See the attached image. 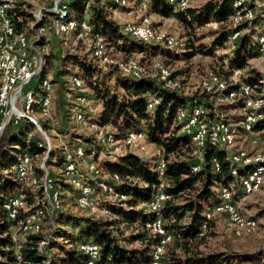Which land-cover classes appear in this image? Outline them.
I'll use <instances>...</instances> for the list:
<instances>
[{
    "label": "trees",
    "instance_id": "1",
    "mask_svg": "<svg viewBox=\"0 0 264 264\" xmlns=\"http://www.w3.org/2000/svg\"><path fill=\"white\" fill-rule=\"evenodd\" d=\"M130 1L132 0H128L129 8L144 2V15H147V12L161 17H174L185 27H203L209 22L220 24L217 28H211V41L208 45H199L193 50V45L187 44L185 49L181 47L176 49L159 42L144 41L123 31V24L121 25L110 16L114 9H128L118 1L67 0L65 2L68 5L69 17H72L71 13H76L74 18L78 21L85 20L92 35L101 36L107 47L113 46L117 53L122 55L118 57L110 51L118 59L132 58L134 53L143 54L141 59L155 56L159 54L156 48L159 44L169 52L167 59L178 56H183L184 59L190 58L197 52L213 55L214 51L223 45L224 53L228 54L219 56L228 61V69L225 70L228 75L223 77L217 72H212L219 76V81L227 82L228 86L224 93L228 94L231 91L236 93L240 85L244 83L253 86L258 92L264 87V73L256 70L249 63V59L260 56L255 38L257 29H254L257 24L261 25L259 15L253 23L250 25L244 23L242 27L233 26L228 19L232 12L233 0H205L198 6H191L190 0L185 8L178 7L171 0H137L133 3L136 6L133 5V7ZM248 3L249 1L245 4L248 5ZM30 6L32 5L29 2L20 1L14 3L8 10L16 31L24 34V30L30 32L29 27L35 26L34 29H36L39 25H44L47 27V33L54 34L48 17L43 16L38 22ZM241 28L246 30H242L240 36L234 41V48L231 51H225L227 50L225 42L229 33ZM77 41L83 42L81 39ZM56 42L62 46L61 53L56 55L53 50L47 51L42 68L34 75V81L29 82L28 88H32L35 98L40 100L47 92L42 87V80L51 74V77L49 76L51 104L52 85L56 83L55 102L59 109L57 112L59 115L62 110L65 112V117L63 116L65 124L56 125V129L65 142L61 145H53L47 150L46 142L33 133L35 125L26 118L15 122L12 117L4 127L0 135V264L14 261H18V264H85L87 256L78 249V246L88 240L97 247L99 262L105 264L147 262L159 236L151 233L146 228V223L156 217L164 221V228L172 235V240L162 255L161 264H250L255 262L260 257L258 252L240 253L229 249L211 251L198 249L202 240L211 233L216 220L224 218L221 215H215L206 219L204 211L221 200L218 193L221 187L234 185L236 191L233 198L240 197L242 190L239 179L252 169L253 162L235 163L232 161V151L237 149L235 146L224 148V146L208 142L203 148V159L200 160L192 154L190 136L181 131L188 117L182 119L177 117L179 110H185L188 116L194 107L202 106L209 112L210 119L219 118L232 123L235 125L237 136H248L249 133L241 126L245 118L242 100L218 102L215 95L204 92L203 87L193 93L184 94L182 90L165 87L164 82L156 75L147 74L138 78L126 75L121 72L118 65L100 64L93 57L90 49H84L79 53L71 48L67 49L63 45V38H57ZM139 61L141 62L140 59ZM162 63L168 66L165 62L162 61ZM70 66L79 68L80 73L75 76L80 77L82 83L78 90L73 88L77 93L75 100L94 99L99 104L97 113L92 117L86 107L76 104L73 100L68 103L62 95L65 85L61 76L65 75ZM233 70H236V73L240 72V78L229 81ZM172 76L176 78L173 71ZM86 88L91 95L85 91ZM260 96L264 98V93ZM235 109L239 110V113H227ZM78 111L81 112L82 119L77 121L92 122L101 126L109 124L114 130L110 129L109 132L118 139L124 138L128 132H142L146 143L159 150L165 160L161 178L155 169L158 157L154 155L147 157L132 153L134 151L131 150L123 155L113 154L115 156L106 161L102 160L99 168L106 175L104 180L108 184L112 183L116 192L125 195V199H111L106 194H100L98 178L92 177L87 168L86 171L80 170L81 159L76 160L73 156L72 160L78 163V170L81 172L77 179L95 189V193L99 196L98 208L103 210V215L93 212L78 213L68 205L65 206L63 201L60 208L58 207L60 202L57 206L54 204L53 210L48 207L50 200L44 199L42 182L31 184L24 177L18 176L15 168L23 155H26L30 159L33 173L38 175L37 178H41L44 175L41 160L48 152L45 163L57 166L60 170L57 178L54 174H50L60 192L59 201L60 198L70 199L74 208H77L74 200L77 188L67 181L62 169L66 162L65 153L70 152L74 155V150L78 146H85L83 149L87 155L94 153L96 156L101 149L108 151L104 145L97 142L94 133H86L76 126L77 123L74 121ZM256 113L260 114V117L252 124L251 131L256 137L264 140V105L258 108ZM37 121L43 130L47 131L51 128L48 119ZM70 121L75 124H71ZM29 133H32L31 136H28ZM248 138L250 142V137ZM215 162L219 166L218 170L215 168ZM196 165H199V168L193 170V166ZM115 174L120 180L116 184L113 181ZM161 180H165V185L161 189L165 192L166 198L158 211L147 210L145 204L158 192ZM64 191H70V196L67 197ZM16 193L23 195V209L27 204L30 210L26 216L35 211L42 216L41 228L38 231L27 232V234L17 233L20 237L17 239L12 228L13 230L18 228V222L23 216L10 220L3 209L4 201ZM20 213L18 215H21ZM200 232H202L201 236H199ZM17 256L20 258L17 259Z\"/></svg>",
    "mask_w": 264,
    "mask_h": 264
},
{
    "label": "bare ground",
    "instance_id": "2",
    "mask_svg": "<svg viewBox=\"0 0 264 264\" xmlns=\"http://www.w3.org/2000/svg\"><path fill=\"white\" fill-rule=\"evenodd\" d=\"M20 1H28V0H13L12 7L14 3ZM118 1L121 5L125 6L126 0H114ZM128 1V0H127ZM178 5L180 3V8H185L189 5V0H171ZM249 1L248 5L245 4ZM53 2V0H51ZM250 4V5H249ZM11 7L7 8V13L4 17V5L0 3V33H6V23H12L11 16L9 15L8 10ZM46 12L49 13L55 21V34L59 35L61 33L67 31H74L76 34L83 35L84 26L86 30L89 31V26L85 20L78 21L77 19L70 20L68 14V5L66 2H63V9L58 7H51V9H46ZM131 9L128 10V13H131ZM251 13L253 16L251 17ZM45 14V13H39ZM260 16L261 20V29L256 36V45L259 52V55H264V3L260 0H233L232 2V12L229 15L228 19L233 26H242V24L250 25L252 21L257 17ZM41 19V18H40ZM38 20V22L40 21ZM244 24V25H245ZM243 27V26H242ZM31 28V27H30ZM42 28V30H46L44 25H39L36 29ZM123 31L136 36L137 38L143 39L147 41L149 38L155 39L158 42L163 43L168 47H172L176 44V40L174 37L164 34V33H157L154 31L152 23L148 17H142L139 22L135 23H126L123 25ZM242 30L246 29H235L229 33L227 40L225 42V46L227 47L228 51H231L234 48V41L240 36ZM94 40L92 42V46L90 49L94 58L99 61H103L105 63H109L114 65V61L109 59L108 57V47L106 46L104 40L99 35H93ZM7 43L8 47H15V50L11 56V64L8 66V61H4V54L0 53V107L2 105V94L3 99H10V89H7L8 84L11 81V74H15L17 72V65L21 64L22 55L25 53V48L32 46L33 43H29L28 40L25 38L24 34L19 33L16 31L15 27L12 23V32L6 35H0V47L5 46ZM46 47V46H45ZM44 46L40 49L37 48V58L39 60V70L43 65L44 57ZM118 65V63L116 62ZM38 70V71H39ZM120 70L123 74L131 75L133 77H142L140 66L136 63L133 59H128L124 63L120 65ZM37 71V72H38ZM36 72V73H37ZM35 73V74H36ZM34 74V75H35ZM157 78L164 82L165 87H169L171 89L178 90V84L175 82L174 78L171 76V73L168 69L164 67H160L156 74ZM245 85V87L243 86ZM51 84L49 79H44L42 81V87L47 91L46 95H44L40 100H37L34 96L32 88H27V91L23 97V106H24V114L28 118H33L36 122L35 117L31 114L33 111H36L42 116L48 114L49 105H50V97L48 95V90ZM80 86V79L74 78V87ZM228 86L226 82L219 81L215 85H211L207 82L203 83L204 91L208 93H214L216 89L219 91H224L225 88ZM211 89V90H210ZM44 90V91H45ZM264 93V87L258 92L254 89L253 86L249 84H242L240 85L238 92H229L227 94L228 97H239L242 100V109L243 113L245 114V118L242 121V125L246 132H251V127L254 121L260 117V114L256 113V110L264 105V98L261 97ZM82 100V99H80ZM151 104H149L150 106ZM247 105V109L246 108ZM206 111L202 106L194 107L190 114L187 116L185 110H179L178 113L182 112L179 119L186 118L187 122L181 127V131L187 133L190 136V143L192 146V154L197 156L198 158L202 159L203 148L205 144L208 142L209 136H211V121H215L214 124V131H221L220 132V144L224 146V148H230L233 146L235 138L237 136L235 125L229 122H226L223 119H210L207 117V114H203V111ZM248 118V120H246ZM211 120V121H210ZM17 120L16 122H18ZM30 121V120H29ZM32 122V121H31ZM192 122V123H191ZM35 127L40 131V127H38L37 123L32 122ZM36 129V130H37ZM101 140L97 142L99 144L104 145L109 151L115 155H123L126 152L122 149L121 144L124 143L128 146H134L136 149L144 150L145 147L142 145V141L145 140V136L142 132H129L125 135L124 138L118 139L112 133L105 132V135L100 137ZM260 140V139H259ZM47 144V143H46ZM258 144V143H256ZM261 145V152L259 155L255 157L253 160H248V158L241 152H233L232 154V161L235 163L241 162L242 164H248L249 162H253L252 169L244 176H241L239 179V184L242 189L243 194H249L251 192L257 191L261 186L263 179H264V140H260ZM128 152V151H127ZM204 155V154H203ZM73 156L76 160L84 159L87 155L85 154V150L78 146L74 150V155L70 152L65 153L66 162L63 166V172L66 176L68 182L73 184L77 188L76 196L74 197L75 204L77 207L84 209L89 208L93 204H98V194L95 193V189L86 183L81 182L78 180L77 176L80 174L78 170V166L76 162L72 160ZM155 156L158 157L157 165H156V172L158 173L159 177H162V171L165 166V160L162 157V153L159 150H156ZM237 161V162H236ZM69 162L73 164V166H69ZM217 164V163H216ZM18 176L26 178L30 170L32 168L31 163L29 161L28 156H23L17 166H15ZM199 165L193 166V170H197ZM215 168L218 170V164L215 165ZM88 172L92 177L98 178L97 185L99 187L100 194H106L107 197L111 199H125V195L123 193L116 192L113 185L108 184L104 179L106 175H104L99 167L95 164H89L87 168ZM50 178V193L53 200V204L56 206L59 204V197L60 192L58 190L57 185L54 182L53 177L48 174L44 173L41 178H34L33 183L38 184V182L42 181L43 192L45 193V198L49 199L48 193V183L45 180H49ZM114 184L118 183L119 177L118 175H113ZM251 182V185H250ZM165 185V180H161L160 189L154 196L145 204V208L150 211H158L162 202L165 200L166 195L165 192L161 189ZM250 185V186H249ZM248 186V187H247ZM233 186H224L218 189L219 196L221 200L216 204L208 207L204 211V215L206 219L212 218L214 215L223 214L225 215L226 219L228 220V226L232 229V231L236 234V236H240L243 231L254 232L257 229V222L256 219L244 217L237 209L236 204L233 200L234 195ZM14 196L7 198L3 203V209L7 213V218L12 220L16 219L17 216H11L10 211L8 208V201H10ZM159 198V199H158ZM18 199L20 204H13L12 205V214L18 215L22 213V209L24 208V200L23 195L18 194ZM88 199V200H87ZM157 200V201H156ZM156 201V207L154 203ZM54 205V206H55ZM159 217L153 218L149 222L146 223V228L154 234L159 236L158 242L154 245L151 257L147 262H141L138 264H161L162 255L165 252L166 246L172 240V235L164 228V221L162 220L159 225L156 223L158 222ZM42 216L38 211L32 212L24 219L18 222L19 228L26 226V234L27 232L31 231H38L41 228ZM168 237L166 238V234ZM200 235L202 232L199 233ZM163 241V243H161ZM78 249L87 256L85 264H105L104 262H99V252L97 247L91 241H84L79 246ZM158 253L160 255H158ZM20 256H17V259ZM8 264H18V261H14Z\"/></svg>",
    "mask_w": 264,
    "mask_h": 264
},
{
    "label": "rangeland",
    "instance_id": "3",
    "mask_svg": "<svg viewBox=\"0 0 264 264\" xmlns=\"http://www.w3.org/2000/svg\"><path fill=\"white\" fill-rule=\"evenodd\" d=\"M136 1L137 0L130 1V5H132L131 7H133V5H134L133 3H136ZM204 1L205 0H191V2H190V0H189L191 6H198L201 3H203ZM260 1H262V3H264V0H260ZM27 2H29L32 5V6H30V9H31L33 15L38 20L40 18L42 19L43 16H47L48 19L49 18L52 19L51 15L49 16L48 15L49 13H47V12L45 14H39V8L42 5H47V4L51 3V0H28ZM125 2H126L125 6L128 7L127 10H123L121 8H118V9H114L111 11L110 16L115 21H117L121 25L122 24L124 25L126 23L139 22L142 17H148L152 23V26H154L153 28H154L155 32L164 33V34H167V35L174 37V39L176 40V44L173 45L172 47H175L176 49H178V47L185 49L188 46L187 44L193 45V48H192L193 50L198 48L199 45H208V43L211 41V31H212L211 28H217L220 24L218 22H209L208 25H205L203 27H194V28L185 27L178 19H176L174 17H161L157 14L147 13V12H146L147 15H144L145 14V12H143V10L145 9V3L144 2H141V4L138 6L134 5V6H136L134 8H129L130 7L129 2L127 0ZM46 9H51V7H47ZM129 9H131V11H132L131 13H128ZM76 15H77L76 13H71L72 17H70V20L77 19V18H74V17H76ZM49 23L51 24V22H49ZM252 23H253V21H252ZM35 24H32V25H35ZM34 27L35 26H32L31 29H34ZM261 27L262 26L258 25V24L256 25V27H254L255 30L257 29V34L260 31ZM45 28H46V33H45V35H44L45 37L43 39L47 45V48L44 46V53L45 54L47 53V51H50V50H53V52L56 55H59L61 53L62 46L57 44V42H56L57 38H59V39L63 38L64 39L63 45H65L67 49L71 48L73 51H76L79 53H81L84 49L85 50L90 49L92 46L91 44L94 40L92 38V37H94L93 35H92V37L79 35V34H76V32H74L75 30L74 31L70 30V31H67V32H64V33L57 35L55 33L52 34L51 32L47 33V27H45ZM49 28H50V26H49ZM23 33L25 34V36H26V38L30 44L34 43V34L26 32L25 30L23 31ZM257 34H256V36H257ZM77 39H81L83 42L78 43ZM147 41H155L156 42V40L152 39V38L151 39L149 38ZM41 47L42 46H37V48H39V49ZM108 48L110 49V50L108 49L109 59H112L115 62L114 65H117L116 64V62H117L119 68H120V65L122 63H124L125 61H127L128 59H133L140 66L141 72H142V74H144V76L147 74L156 75L157 71L160 67H164V68L168 69V71L171 73V76H172V71H173L174 76L176 78H174L173 76L172 77L174 78L175 82L178 84V89L182 90V92H184V94L193 93L199 89H202V84L204 82H207V83L211 84L212 86L215 85L216 83H218L219 82V80H218L219 76L214 72H217L218 74H220L223 77H225V76L227 77V75H228V73L225 72V70L228 69V63H227L228 61L219 56L221 54H228V53H224L223 45L220 46L218 49H216L214 51L215 54H213V55L204 54L203 52L202 53L197 52L192 57L185 58V59L183 56L182 57L178 56L176 58L167 59V58H169L167 56V53H169V52L166 51L164 46L161 44H159L156 47L159 54H156L155 56L145 57L144 59L143 58L141 59V57H143V54H141V53H134V56L132 58L129 57L128 59L127 58L126 59H118V58L114 57L110 53V51H112V53L115 56L122 57V55L118 54L113 46L108 45ZM225 51H228V50H225ZM44 57H45V55H44ZM139 59L141 60V62L139 61ZM162 61L165 62L166 64H168L169 67L164 65L162 63ZM43 63H44V61H43ZM99 63L102 65L103 64L112 65L109 63H105L103 61H99ZM249 63L256 70L264 73V55H260L258 57L249 59ZM212 71H214V72H212ZM235 71L236 70H233L231 72V74H230L231 77L229 76L230 77L229 81H236V80H238V78H240V72L236 73ZM79 73H80V71H79V68L77 66H70L68 68L67 72L65 73V75L61 76V80L63 81V83L65 85V89L63 88V90H62V95L67 100L68 103H69V101L71 102L73 100L76 104L81 105L83 107H86V109H88V111L91 112L90 116L92 117L93 115H95L97 113L96 111L99 109L98 102H96L94 99L90 100L89 102L86 99H85V101L78 100V99L75 100V94H77V93L73 90V88L78 90V88L82 85L80 77L75 76L76 74H79ZM48 75L51 77V74H48ZM49 76H48V79H49ZM74 78L80 79V86L74 87ZM44 79H47V77H45ZM52 86H53L52 92H51L52 104H51V98H50V105H49L48 114L45 116H42L39 113H37L36 111H33L31 113L35 117L37 123H38V121H37L38 119H42V120L48 119L49 120V123L51 125V128L49 130H47V131L43 130L41 125L38 123L37 125H38V127H40L41 130L39 131L35 127V130L33 132L37 136L42 138V140H44L47 143L46 144L47 150H49L51 148V146H53V145L54 146L55 145H61V144H64V142H65L63 136L60 135L56 129L57 128L56 125H59L61 123L65 124V119L63 118V116L65 117V112H64V110H62L61 114L60 115L58 114L57 111L59 109L56 107V102H55V100H56L55 98H57V92H56L57 84L55 83ZM69 88H70V90H69ZM81 89H82V87L80 88V90ZM214 90H215V92L211 93V94L215 95L216 100L218 102H233L236 99H239V97H235V98L228 97L227 93H224V91L223 92L219 91V89L214 88ZM50 91H51V86L48 90L49 97H50ZM69 91H70V93H68ZM85 91H87L88 95H91V92L89 91L88 88H86ZM204 92H206V91H204ZM55 112H56V115H54ZM206 112H207V110H206ZM181 113L182 112L178 113V118L180 117ZM227 113L228 114H237V113H239V110H236V109L235 110H229V111H227ZM45 117H50V118H45ZM81 119H82L81 112H79V111L76 112V121H74L77 123L76 126L79 127V130L85 131L86 133H89V134L94 133L97 141L101 140L100 137L105 135V132L110 131V129L113 130L112 129L113 127L109 124H107L106 126H101V125H97V124L92 123V122L84 123V122L77 121V120H81ZM74 122L70 121L71 124L72 123L75 124ZM247 133H249L248 136H245V135L236 136L235 141L233 143V146H235V148H237V149L232 151V152L241 151L248 158V160H253L261 152V145H260L261 139L256 137V135H254V133L253 134H250V132H247ZM248 137H250L251 145H250V142L248 140L249 139ZM256 142L258 144H256ZM142 145L145 147L144 150L136 149L134 146L125 147L127 145L124 143L121 144V147L125 152L133 150L134 152H132V153H138L139 155H143V156H147V157H150L152 155L155 156L156 149L154 147L148 145L145 140L142 141ZM81 147L84 148L85 146L84 147L81 146ZM242 148H245V149H242ZM94 149H96V148L94 147ZM106 149H108V148H106ZM249 149H251V151H249ZM47 153L48 152H46L44 154V156L41 160V167L43 168L44 173H48V174L52 173L57 178L59 175V172H60L59 167L54 166V165H47L45 163V160H46L47 155H48ZM94 155L95 154L92 153V154L84 157V159H82V161L79 164L80 170L82 169V170L86 171V168H88L89 164H91V163H93L99 167L100 162L102 160L106 161L107 159H110L112 156H115V155H113V153H111L109 151V149L107 152L104 151L103 149H101L97 152L96 156H94ZM29 161H30V159H29ZM90 161H94L95 163L90 162ZM155 169H156V167H155ZM80 174H81V172H80ZM37 176L38 175L33 173V170L31 168L29 175L25 179L28 180L31 184H34L33 179L36 178ZM63 181L66 182V180L64 178H63ZM231 186H233V188H235L234 185H231ZM68 190H70V189H68ZM235 191H236V188L234 189V193H235ZM64 193H66V195L68 197V196H70L71 192L70 191H64ZM218 193H219V191H218ZM44 199H45V197H44ZM233 200L236 204L238 211L244 217L256 219L257 229L254 232L243 231L241 234H239L240 236H236V234L228 226V220L226 219L225 215L217 214V215L223 216L224 218H218L216 220V223H215L213 229L211 230V233H209L207 235V237L204 240H202V243H200V245L198 246V249H200L202 251H211V250H220V249L221 250H228L229 249V250H235V251L240 252V253L258 252V253H260V257L257 258V260H255V262L250 263V264H264V179H263L261 186L259 187V189L257 191L251 192L249 194H243L242 193V195L240 197H237L236 199L233 198ZM61 201H63V203H65V206L68 205L73 211L75 210L78 213L84 214V213L93 212V213H96L97 215H101V213L103 215V210H100L98 208V204H93L89 208H84V209H81L79 207L74 208L73 203L71 202L70 199L64 198V200H62V198H60V204L58 206L59 208L61 207ZM48 203H49L48 207H50V202H48ZM86 210H88V211H86ZM33 211H35V210H33ZM22 212H24L26 214L28 212H30L27 204H26V208L23 209ZM23 217H25V216H23ZM22 218H20V220ZM18 228H19V224H18ZM12 231H13L14 236L17 239V237H19V235H17L18 230H16V229L13 230V228H12ZM199 236H201V235H199Z\"/></svg>",
    "mask_w": 264,
    "mask_h": 264
},
{
    "label": "built area",
    "instance_id": "4",
    "mask_svg": "<svg viewBox=\"0 0 264 264\" xmlns=\"http://www.w3.org/2000/svg\"><path fill=\"white\" fill-rule=\"evenodd\" d=\"M12 1L13 0H0V3H3V5H4V17L7 13V8L12 7ZM65 1H67V0H53V2H51L47 5H42L39 8V13H46L47 7H58L60 9H63V2H65ZM177 6H180V3ZM252 16H253V13H251V17ZM49 21L51 22L52 30L55 32V21H53V19H51V18H49ZM240 24H239V26H240ZM11 32H12V23H6V33H0V35H6L7 36V34L11 33ZM29 33L34 34V43L32 44V46L25 48V53L22 55L21 64L17 65V72L15 74H11V81L7 87V89H10V99H3V94H2V105L0 107V135L2 134L4 127L10 121V119L12 117H13L15 122L17 120H21L22 118H26L27 120H30L34 123H37L34 121L33 118H28L25 116L24 106H23V97L27 91L29 82L34 81V74L40 68L39 67V60L37 58V46H46V48H47V45H46L45 41L43 40L44 38L42 39V37H45L44 35L46 33V30H42V28H38V29H31L30 28ZM83 36L92 37V31H87L86 27L84 26ZM92 38L94 39V37H92ZM90 49H92V48H90ZM14 50H15V47H8L7 43L5 46L0 47V53L4 54V61H8V66L11 64V56H12V53ZM243 86L245 87V85H243ZM200 109H202V108H200ZM245 109H247V105H246ZM202 111H203V109H202ZM203 114L208 115L209 112L203 111ZM208 118H209V115H208ZM246 120H248V118ZM215 123H216L215 121H211V136H209V139H208V143L213 144V145L220 144V132L221 131H214V124ZM31 134L32 133H29L28 136H31ZM250 134H253V132H250ZM202 159H203V156H202ZM202 159H200V160H202ZM263 161H264V159H263ZM215 165H217L216 162H215ZM69 166H73V164L71 162H69ZM45 181L48 183L50 207L54 210L55 206L53 204V200H52L51 193H50V178H49V180H45ZM250 185H251V182H250ZM156 201L154 203L155 207H156ZM7 203H8V208H9L11 216H18L19 218L21 216H26V213H24V212H22L21 215H13L12 214V205L13 204H20L19 199H18V193L14 194V197L10 201H8ZM161 221H162L161 219H158V222L156 224L159 225V223ZM15 229L18 230V233L26 234V226H24L22 228H15ZM164 234H166V233H164ZM167 237H168V234H166V238ZM161 243H163V241H161ZM158 255H160V254L158 253Z\"/></svg>",
    "mask_w": 264,
    "mask_h": 264
},
{
    "label": "crops",
    "instance_id": "5",
    "mask_svg": "<svg viewBox=\"0 0 264 264\" xmlns=\"http://www.w3.org/2000/svg\"><path fill=\"white\" fill-rule=\"evenodd\" d=\"M155 42V41H154ZM156 42H158V41H156ZM159 43H161V42H159ZM142 56V55H141ZM78 100H80V99H78ZM89 102V101H88Z\"/></svg>",
    "mask_w": 264,
    "mask_h": 264
}]
</instances>
